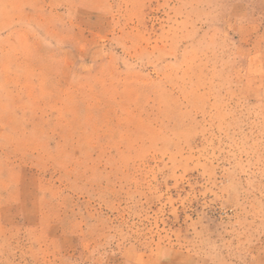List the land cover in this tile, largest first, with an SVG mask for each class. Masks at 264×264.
<instances>
[{
  "label": "rangeland",
  "instance_id": "obj_1",
  "mask_svg": "<svg viewBox=\"0 0 264 264\" xmlns=\"http://www.w3.org/2000/svg\"><path fill=\"white\" fill-rule=\"evenodd\" d=\"M0 264H264V0H0Z\"/></svg>",
  "mask_w": 264,
  "mask_h": 264
}]
</instances>
